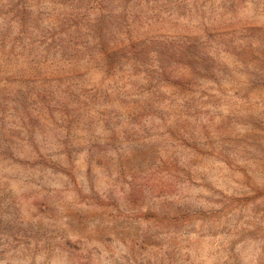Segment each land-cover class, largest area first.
<instances>
[{
    "label": "rangeland",
    "instance_id": "obj_1",
    "mask_svg": "<svg viewBox=\"0 0 264 264\" xmlns=\"http://www.w3.org/2000/svg\"><path fill=\"white\" fill-rule=\"evenodd\" d=\"M0 264H264V0H0Z\"/></svg>",
    "mask_w": 264,
    "mask_h": 264
}]
</instances>
